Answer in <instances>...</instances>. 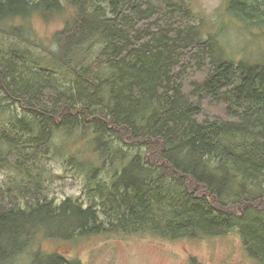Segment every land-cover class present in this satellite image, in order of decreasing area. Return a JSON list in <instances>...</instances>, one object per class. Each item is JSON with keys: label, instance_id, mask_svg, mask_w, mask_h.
<instances>
[{"label": "trees", "instance_id": "16d2710c", "mask_svg": "<svg viewBox=\"0 0 264 264\" xmlns=\"http://www.w3.org/2000/svg\"><path fill=\"white\" fill-rule=\"evenodd\" d=\"M63 1L0 0V22L50 21L70 7L54 38L57 63L75 77L63 89L26 68L22 51L0 59V91L25 113L11 129L0 124V170L18 165L19 131L33 137V159L54 134L79 132L89 146L79 165L95 184L91 205L67 199L55 206L40 190L0 186V264H14L36 241L61 244L116 229L172 240L237 231L264 264V55L237 58L219 34L203 35L189 0ZM224 13L221 31L240 22L264 34V0H226ZM210 103L223 113L210 112ZM120 130L139 144L120 140ZM144 142H159V162L142 154ZM109 162L110 183L96 182ZM55 225L57 239L47 232ZM32 252L31 264H80Z\"/></svg>", "mask_w": 264, "mask_h": 264}, {"label": "rangeland", "instance_id": "374dc122", "mask_svg": "<svg viewBox=\"0 0 264 264\" xmlns=\"http://www.w3.org/2000/svg\"><path fill=\"white\" fill-rule=\"evenodd\" d=\"M63 2L68 6L65 0ZM189 4L196 22L203 21V35L207 37L208 33L219 34L237 58L264 55V34L253 25L247 29L242 23L236 22L221 31L226 0H189ZM67 8L63 17L50 21L40 15H33L13 22H0V59H7L13 51H18L19 54L22 51L27 57L26 68L44 75V78L49 79L48 83L63 89L70 87L75 77L57 63L58 45L54 38L72 12L69 6ZM97 49L94 50L96 53L90 54H98ZM6 95L0 91V124L11 129V122L22 118L25 113L20 105H10ZM208 105L210 112L223 113L222 106H217V103ZM19 133L18 139L22 141H18L13 156L18 165L0 170V186L18 193H35L40 190L55 206L72 199L83 208H88L95 184L90 182L86 169L79 165L84 164V157L89 158L81 156V153L88 152V141L82 140L83 137L79 138V132L66 137V134H54V142L49 150L33 159L32 155L37 150L33 145V137L27 132ZM118 138L130 146H137L138 142L133 141L127 131L120 130ZM159 146V142L149 145L145 143L142 154L149 162L160 161ZM75 154L80 156L79 159H73ZM99 165L97 162L96 166ZM114 173L115 168L109 162L104 171L97 173L95 180L109 184ZM190 188L198 195L202 193L195 190L196 186L190 185ZM21 201L24 202L25 199ZM100 217L107 224V219L101 212ZM57 231L58 226H50L47 229L48 236L56 238ZM40 242L39 245L37 241L30 244L14 264H31L32 251L38 248L44 253H61L68 260H76L80 264H193L194 259L199 264H260L249 256L237 231L221 237L172 240L144 229L133 233L116 229L78 237L61 244L58 240ZM42 259L46 262L48 255L42 254Z\"/></svg>", "mask_w": 264, "mask_h": 264}]
</instances>
